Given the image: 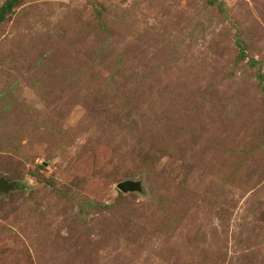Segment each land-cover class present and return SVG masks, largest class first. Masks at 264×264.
Returning a JSON list of instances; mask_svg holds the SVG:
<instances>
[{"label": "rangeland", "instance_id": "obj_1", "mask_svg": "<svg viewBox=\"0 0 264 264\" xmlns=\"http://www.w3.org/2000/svg\"><path fill=\"white\" fill-rule=\"evenodd\" d=\"M0 176V264H264V0H15Z\"/></svg>", "mask_w": 264, "mask_h": 264}, {"label": "water", "instance_id": "obj_2", "mask_svg": "<svg viewBox=\"0 0 264 264\" xmlns=\"http://www.w3.org/2000/svg\"><path fill=\"white\" fill-rule=\"evenodd\" d=\"M13 182H8L3 176H0V190H7L12 187ZM117 188L121 191H129L139 188L136 181L122 180L116 184Z\"/></svg>", "mask_w": 264, "mask_h": 264}, {"label": "trees", "instance_id": "obj_3", "mask_svg": "<svg viewBox=\"0 0 264 264\" xmlns=\"http://www.w3.org/2000/svg\"><path fill=\"white\" fill-rule=\"evenodd\" d=\"M15 0H4L0 2V20L3 18V15L8 11Z\"/></svg>", "mask_w": 264, "mask_h": 264}]
</instances>
